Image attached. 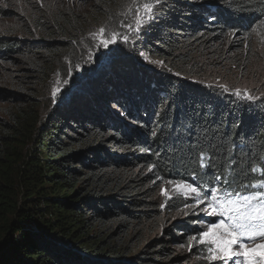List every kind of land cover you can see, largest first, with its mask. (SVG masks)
Masks as SVG:
<instances>
[{
    "label": "trees",
    "instance_id": "obj_1",
    "mask_svg": "<svg viewBox=\"0 0 264 264\" xmlns=\"http://www.w3.org/2000/svg\"><path fill=\"white\" fill-rule=\"evenodd\" d=\"M144 1L93 0L90 12L38 9L20 27L33 39L38 32L36 40L4 38L16 27L0 35V60L26 58L39 80L80 63L92 28L115 31L120 50L104 68L85 71L74 95L72 84L46 114L30 88L4 96L0 264H180L173 246L189 244L197 217L148 239L166 209L187 206L174 197L162 209L154 185L180 179L219 193L264 190L253 187L264 184V99L201 80L220 68L207 49L230 33L248 35L264 18V0H159L155 18L136 31ZM201 248L186 260L217 264L198 261Z\"/></svg>",
    "mask_w": 264,
    "mask_h": 264
},
{
    "label": "rangeland",
    "instance_id": "obj_2",
    "mask_svg": "<svg viewBox=\"0 0 264 264\" xmlns=\"http://www.w3.org/2000/svg\"><path fill=\"white\" fill-rule=\"evenodd\" d=\"M93 0H0V35L8 30L9 27H16L19 31L13 33L11 37L5 35L4 38H16L22 40H36L38 32H33L32 37L24 35L20 30L21 25L28 19L30 13L37 14L38 9L48 10L50 13L73 10V11H87L90 12ZM145 2V1H144ZM142 9V8H141ZM104 28L102 25L97 28H92L87 33L88 43H84L83 50L79 53L80 63L76 61H68L62 67L57 68L55 75L52 76L51 81L47 79L38 78L36 72L32 71L28 66V60L20 55H11L7 61L0 60V119L8 118L5 108L7 107V100H3L8 91L16 93L20 87V92L26 93L30 88L36 94L37 100L45 104V108L41 110L42 114H46L52 107L59 103V98L64 96L68 87L73 84L72 94L77 88V81L81 79L85 71L92 73L94 71L104 68V64L111 62V58L117 55L120 51L117 49V41L115 44H110L108 48L98 47L100 36L93 35L98 33L99 29ZM136 30V26L134 28ZM7 32V31H6ZM106 36H111L110 31L106 30ZM129 38L131 35H127ZM37 42V41H35ZM125 44V42L122 41ZM97 44V45H96ZM208 57L220 56L216 58L214 63L216 68L208 70L207 74L201 78L202 81L209 82L219 87H226V90H232L241 97L246 99H264V18L252 26L248 35L239 32L228 34L225 38L220 40L215 46L210 47L206 51ZM106 60V61H105ZM105 61V62H104ZM150 63L158 68L164 67V64L159 59L150 58ZM152 61H159L162 63H152ZM103 64H102V63ZM77 65L79 67H77ZM233 65V71L228 73V68L224 66ZM50 69V68H48ZM74 70V71H73ZM88 73V74H89ZM82 76V77H81ZM75 86V87H74ZM56 90L55 96L53 95ZM239 90V92H237ZM9 96V95H8ZM7 96V97H8ZM42 105V104H41ZM117 113H121L120 109L114 108ZM123 115V114H122ZM185 182L193 184L186 180H172L171 182ZM195 186V185H194ZM157 192L156 196L162 198V209H165L169 202L174 197H179L187 204L186 207L180 209L178 212L170 213L166 209V215L162 217L158 224H154L148 231V239H153L163 236L167 228L179 221H182L186 216L193 215L196 218L198 228H194V234L189 239L187 246L174 245L173 252L181 258L180 264H193L190 258L186 260L187 253L193 251L192 248L201 246L202 254L197 256L198 261L217 264H232L228 260H211L208 254V245L200 242V233L207 230V225L214 221H219L222 217L214 216L209 208L210 199L204 197V192L201 191V196L204 197L205 202L198 203L197 200L189 196L177 195V189L173 183L161 182L153 186ZM218 195L223 196L222 193ZM194 223V225H196ZM196 227V226H194ZM186 233V231L182 232ZM196 239H193V238ZM256 244H264V241H257ZM255 245L250 246L254 247ZM261 249L256 248V255H259ZM194 253V251H193ZM253 253L249 251V255Z\"/></svg>",
    "mask_w": 264,
    "mask_h": 264
},
{
    "label": "snow or ice",
    "instance_id": "obj_3",
    "mask_svg": "<svg viewBox=\"0 0 264 264\" xmlns=\"http://www.w3.org/2000/svg\"><path fill=\"white\" fill-rule=\"evenodd\" d=\"M158 2L159 0H145L142 6L137 7L136 31H140L143 24L155 18L154 4ZM133 6H136V0H133ZM98 34L100 36L98 47L108 48L110 44L116 43L115 31L111 36H106V29L101 28L98 33H93L94 36ZM128 39V36L123 37L125 43ZM55 94L54 89L53 95ZM169 183L175 185L177 195L185 198L192 196L198 203L205 202L204 197L209 198V208L212 210L210 214L222 217L219 221L209 223L207 230L200 233V242L208 245L211 260H228L232 264H264V244H256L257 241H264V190L249 195L224 192L223 196H220L218 195L220 190L215 189L202 197L199 188L193 184L182 181ZM253 187L264 188V185ZM224 218L227 219V223ZM252 245L255 246L250 248ZM257 247L261 249L259 255H256ZM250 250L252 255H249Z\"/></svg>",
    "mask_w": 264,
    "mask_h": 264
},
{
    "label": "bare ground",
    "instance_id": "obj_4",
    "mask_svg": "<svg viewBox=\"0 0 264 264\" xmlns=\"http://www.w3.org/2000/svg\"><path fill=\"white\" fill-rule=\"evenodd\" d=\"M7 211V210H6ZM6 213V212H5ZM1 216V215H0Z\"/></svg>",
    "mask_w": 264,
    "mask_h": 264
}]
</instances>
